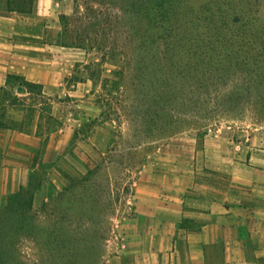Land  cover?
<instances>
[{
    "label": "rangeland",
    "instance_id": "obj_1",
    "mask_svg": "<svg viewBox=\"0 0 264 264\" xmlns=\"http://www.w3.org/2000/svg\"><path fill=\"white\" fill-rule=\"evenodd\" d=\"M58 1L50 14L37 2L31 14L14 13L17 30L73 41L81 55L71 81L88 82L89 91L39 99L40 87L27 84L22 101L13 78L3 91L25 108L14 122L43 139L34 163L20 166L21 187L0 192V264H109L139 176L160 168L152 162L194 151L207 192H224V159L246 143L264 153V66L254 61L261 54L249 32L231 42L226 31L235 21L264 26V0H187L162 27L139 0H105L100 15L89 9L88 23L72 20L73 0ZM52 19L56 27H47Z\"/></svg>",
    "mask_w": 264,
    "mask_h": 264
},
{
    "label": "crops",
    "instance_id": "obj_2",
    "mask_svg": "<svg viewBox=\"0 0 264 264\" xmlns=\"http://www.w3.org/2000/svg\"><path fill=\"white\" fill-rule=\"evenodd\" d=\"M36 2L38 12L60 11L58 0ZM14 13L0 12V192L21 187L20 166L34 163L43 139L36 129L14 122L12 113L22 120L25 108L2 95L11 79L16 81L14 97L22 101L31 94L27 84L40 87L39 99L89 91L88 82L71 81L78 49L39 33L24 36ZM52 22L46 26L56 27L57 19ZM235 152L234 158L224 159L231 176L224 192H207L210 182L200 174L194 151L152 162L160 168L139 176L131 215L125 216L128 228L118 252L108 256L109 264H264V153L254 151L251 143Z\"/></svg>",
    "mask_w": 264,
    "mask_h": 264
},
{
    "label": "trees",
    "instance_id": "obj_3",
    "mask_svg": "<svg viewBox=\"0 0 264 264\" xmlns=\"http://www.w3.org/2000/svg\"><path fill=\"white\" fill-rule=\"evenodd\" d=\"M75 4L76 12L72 16V20H81V22L88 23L89 20H86L88 17L89 9L93 12H96V15H100L102 12H105L102 7L99 8V4H103L105 0H91L94 3L96 2L97 7H92L89 5L90 0H73ZM117 1H126V0H117ZM187 0H139V6L141 9L147 14L149 18L158 19V25L160 27L165 26L166 22H169V18L175 17L179 19L180 14L183 13L182 9H179L178 5H182L181 7L184 9L186 6ZM109 2L113 3V0H109ZM185 2V5L183 4ZM36 0H0V12H16L23 15H28L33 12L34 5ZM119 13H123L125 11V6L119 4ZM176 7V8H175ZM60 19L65 18V14H60ZM86 17V19H84ZM68 21H65L64 28H67ZM233 27L227 28V34H230L231 42L237 38L240 34L244 32H249L253 35L252 40V50L258 52L259 56H256L254 61L261 63L262 67L264 66V38L261 37L264 35V26L263 24H249V26H245L243 24H238V22H233ZM73 32V29H70V34ZM58 42V41H57ZM59 43V42H58ZM153 43V42H152ZM61 44V43H60ZM62 45L74 46L73 41L66 42ZM264 84V77L261 75L260 80L258 82V86Z\"/></svg>",
    "mask_w": 264,
    "mask_h": 264
}]
</instances>
